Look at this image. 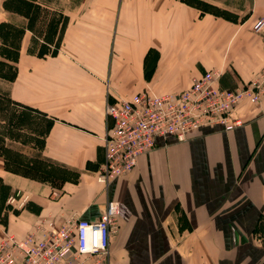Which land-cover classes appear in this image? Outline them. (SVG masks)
Returning a JSON list of instances; mask_svg holds the SVG:
<instances>
[{"label":"crops","instance_id":"obj_1","mask_svg":"<svg viewBox=\"0 0 264 264\" xmlns=\"http://www.w3.org/2000/svg\"><path fill=\"white\" fill-rule=\"evenodd\" d=\"M209 1L229 15L182 0H0V24L8 35L21 30L16 59L0 54L14 65L0 93L51 118L42 145L21 143V151L71 172L45 179L0 154L7 197L28 196L4 207L0 240L45 217L97 218L114 199L108 264H264V96L241 105L243 125L159 138L131 171L97 180L108 100L179 90L209 68L229 88L264 71V30H252L264 0ZM167 147L178 153L169 165L159 160Z\"/></svg>","mask_w":264,"mask_h":264},{"label":"built area","instance_id":"obj_2","mask_svg":"<svg viewBox=\"0 0 264 264\" xmlns=\"http://www.w3.org/2000/svg\"><path fill=\"white\" fill-rule=\"evenodd\" d=\"M252 30H264L259 16ZM221 71L209 68L185 88L156 93L139 90L105 104L111 124L104 136L105 159L97 180L107 184L131 171L139 155L154 148L159 138L185 140L205 126L229 131L243 125L245 102L255 106L264 96V71H258L235 88L223 87ZM27 195H8L10 206L22 207ZM120 205L107 199L94 219L75 213L57 224L50 218L23 234L6 231L0 240V264H108L111 235L119 225Z\"/></svg>","mask_w":264,"mask_h":264},{"label":"rangeland","instance_id":"obj_3","mask_svg":"<svg viewBox=\"0 0 264 264\" xmlns=\"http://www.w3.org/2000/svg\"><path fill=\"white\" fill-rule=\"evenodd\" d=\"M200 6L221 12L223 15H229L228 10L214 4L209 0H191ZM8 29L2 28V33L7 34ZM12 30H9V34ZM15 34V33H14ZM13 34V38H14ZM12 52L13 45L7 47ZM5 46L0 42V51H4ZM0 60H2L0 58ZM4 64L0 63L1 71L4 70ZM7 69L8 66H7ZM8 73V72H7ZM0 151L8 160V165L18 171H23L32 175H40L51 178L52 174H70L66 170L53 167L48 161L37 156H30L21 151V143L27 145L39 144L42 139V133L47 127V116L44 114L24 108V106L6 99L4 93H0ZM178 156L177 150L169 147L159 153V160L163 164L171 163ZM166 166V165H165ZM8 188L0 180V218L4 216V207L9 205L6 202Z\"/></svg>","mask_w":264,"mask_h":264},{"label":"trees","instance_id":"obj_4","mask_svg":"<svg viewBox=\"0 0 264 264\" xmlns=\"http://www.w3.org/2000/svg\"><path fill=\"white\" fill-rule=\"evenodd\" d=\"M182 1H185V2H187V3H189V4H192V5H194V6H196V7H198V8H200L202 11H210V12H212V13H216V14H222L221 12L219 13V12H216V11H214V10H211V9H207V8H204V7H202V6H200L199 4H197V3H195V2H193V1H191V0H182ZM6 2V4H7V1H5ZM223 15V14H222ZM5 26H7L6 24H0V38L2 39V42H3V44H4V46H5V50L4 51H0V54L3 56V57H5L6 59H11V60H15L16 59V55L14 54V52H15V50H16V48H17V45H18V37H19V35H20V32H21V30H20V28H14V29H12V32L8 35V32H7V34H3L2 33V28L4 29V28H6ZM9 28V27H8ZM8 28H6V29H8ZM15 33V34H14ZM13 34H14V38H13ZM8 36V37H7ZM8 38H10V39H8ZM8 42V43H7ZM13 45V49H12V52H9V50H8V48L7 47H11ZM0 63H2V64H4V70L3 71H1V69H0V76H3V77H9L10 75H12V74H14V70H13V63H10V62H7V61H5V60H0ZM7 66H8V68L9 69H7ZM8 72V73H7ZM12 73V74H11ZM1 98H2V96H0ZM5 97H6V99H8V100H10V98L7 96V95H5ZM11 101V100H10ZM24 108H26V109H30V110H34L33 108H30V107H27V106H24ZM48 119H47V127H46V129L44 130V132L42 133V139H41V142L39 143V144H37V146L38 147H40L41 145H42V143H43V135L46 133V131H47V129H48V126H49V124H50V122H51V118L50 117H47ZM35 145V144H34ZM0 154H2V151H0ZM4 155V154H3ZM5 156V155H4ZM6 157V156H5ZM6 162H7V164H8V160H7V158H6ZM9 166V165H8ZM51 166H53V167H57V166H55V165H51ZM10 167V166H9ZM12 168V167H11ZM13 169V168H12ZM14 170H16V169H14ZM62 170H64L65 171V169H62ZM23 172V171H22ZM66 172H68V173H70L68 170H66ZM66 174L67 173H64V174H52V177L51 178H53V177H55V176H57V175H60V177L62 178L63 176H66ZM67 175H69V174H67ZM40 176V175H39ZM41 177H43V178H45V179H47L46 177H44V176H41Z\"/></svg>","mask_w":264,"mask_h":264}]
</instances>
